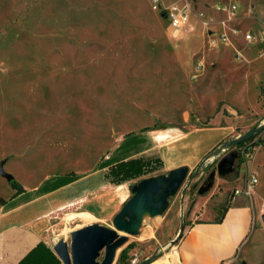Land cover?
I'll list each match as a JSON object with an SVG mask.
<instances>
[{"label":"rangeland","instance_id":"374dc122","mask_svg":"<svg viewBox=\"0 0 264 264\" xmlns=\"http://www.w3.org/2000/svg\"><path fill=\"white\" fill-rule=\"evenodd\" d=\"M153 1L0 0V163L22 189L70 174L83 180L63 191L68 203L48 217L57 242L70 241L73 218L75 229H115L138 179L125 183L124 200H110L115 185L103 182L99 164L127 136L145 138L146 150L134 157L163 160L151 177L189 168L162 215H147L138 235L119 232L127 242L113 264H179L197 199L214 208L225 186L232 197L237 169L241 182L254 174L264 183V131L244 147L231 145L264 125V0H243L230 32L224 15L198 0L180 34ZM222 33L228 41L211 45L210 35ZM233 150L240 155L227 184L217 167ZM262 193L254 230L264 253ZM13 194L0 176V204ZM262 252L251 250V264H264Z\"/></svg>","mask_w":264,"mask_h":264},{"label":"crops","instance_id":"0c3cea01","mask_svg":"<svg viewBox=\"0 0 264 264\" xmlns=\"http://www.w3.org/2000/svg\"><path fill=\"white\" fill-rule=\"evenodd\" d=\"M188 1L190 0H184L183 5ZM159 2L163 8L177 5L175 1ZM200 3L198 0L195 2L197 4L195 9ZM202 3L206 4L205 9L215 6L225 17L222 21L225 29L229 32L231 29L234 30L235 26H231L232 19H238L241 15L239 11L243 0H239L236 18H230L218 9L220 0H203ZM53 178L45 179L28 189L23 188L19 191L14 189L10 201L0 204V264H62L53 250L58 239L52 235L51 221L48 217L53 211L61 209L68 203L69 199L63 191L76 184L83 185V180L79 178L54 189L56 186L52 182ZM222 180L232 184L224 178ZM248 183V179L244 182H241L240 178L236 179L235 188L239 193L232 197L229 196L231 187L225 186L213 203L214 208L206 206L203 209L202 199L196 200L191 214L194 220L178 246L179 264L255 263L253 257V262L249 259L251 250L255 249L256 252L262 250L259 246V235L254 230L256 220L254 204L262 198L264 183L262 180L252 186L250 195L245 192ZM62 193L66 195L63 201L56 198ZM54 197L57 201H54ZM221 207H226V211L218 221L219 216H216V213ZM41 244L43 246L38 247Z\"/></svg>","mask_w":264,"mask_h":264},{"label":"water","instance_id":"95a60500","mask_svg":"<svg viewBox=\"0 0 264 264\" xmlns=\"http://www.w3.org/2000/svg\"><path fill=\"white\" fill-rule=\"evenodd\" d=\"M262 131H264V125L252 128L234 140L231 145L243 144ZM239 155L238 150H233L220 160L217 167L220 176L233 171L234 162ZM5 164V160L0 163V176L7 182H12L14 176L5 170ZM188 175L189 168L181 166L169 172L168 175L152 176L135 183L131 187L132 197L124 203L120 212L113 218L115 229L97 224L75 229L80 224V219L69 220V226L73 229L70 233V241L61 239L56 242L54 252L62 264H113L118 248L127 242V237L119 235V232L138 235L144 217L149 215L155 218L162 215L168 207L169 199L177 194ZM208 190H202L201 193ZM262 221L264 224V215ZM175 242L176 240L173 241ZM102 252L104 256L99 262Z\"/></svg>","mask_w":264,"mask_h":264},{"label":"trees","instance_id":"16d2710c","mask_svg":"<svg viewBox=\"0 0 264 264\" xmlns=\"http://www.w3.org/2000/svg\"><path fill=\"white\" fill-rule=\"evenodd\" d=\"M144 143L145 138L143 136H127L126 140L113 152V154L99 164V175L102 176L103 182L115 186H120L137 179L139 182L144 178L151 177L153 173L163 169L164 162L158 156L133 157L145 149ZM246 144V142L240 144L239 147H244ZM121 153H123L124 156ZM229 174L222 175L221 177L226 178ZM238 176L239 174L237 169L234 178L237 179ZM90 177L92 179L95 178L94 175ZM78 179L79 177L75 174H70L54 177L52 182L54 183V186H56L54 189H56L70 184ZM133 185H131V187ZM11 187L17 191L22 189L20 184L14 181L11 182ZM225 211L226 207L224 209V212ZM220 217H218V221H220ZM40 246L43 245L41 244L38 247Z\"/></svg>","mask_w":264,"mask_h":264},{"label":"built area","instance_id":"2783aa9c","mask_svg":"<svg viewBox=\"0 0 264 264\" xmlns=\"http://www.w3.org/2000/svg\"><path fill=\"white\" fill-rule=\"evenodd\" d=\"M196 1L197 0H190L182 6L171 5L167 8H163L161 7L159 0H154L153 8L162 13L175 34H180L182 30L187 26L190 18L194 16L193 10L195 8ZM218 9L226 13L230 18H236L239 11V0H220ZM200 17L204 18V13H200ZM261 35L264 37V30L262 31ZM244 38L246 41L252 40V36L249 34H245ZM227 41L228 35L226 33L210 35L211 45H217L225 43ZM248 180L249 183L246 187L245 192L250 195L252 186L257 184L259 180L254 174H250ZM235 193L238 194L239 190H237Z\"/></svg>","mask_w":264,"mask_h":264},{"label":"bare ground","instance_id":"6f19581e","mask_svg":"<svg viewBox=\"0 0 264 264\" xmlns=\"http://www.w3.org/2000/svg\"><path fill=\"white\" fill-rule=\"evenodd\" d=\"M113 189V188H112ZM125 191H126V186L125 184L120 185V186H115L114 191L112 192V197H110V200H114V199H123L125 196ZM109 200V201H110ZM124 200V199H123ZM115 201V200H114ZM108 203V200H107ZM145 218V217H144ZM121 248V247H120ZM119 249V248H118ZM118 251V250H117ZM174 252L177 253V251L174 250ZM117 254V252H116ZM178 254V253H177ZM116 257V256H115ZM167 259V258H166ZM156 264V263H154Z\"/></svg>","mask_w":264,"mask_h":264},{"label":"flooded vegetation","instance_id":"af4514ba","mask_svg":"<svg viewBox=\"0 0 264 264\" xmlns=\"http://www.w3.org/2000/svg\"><path fill=\"white\" fill-rule=\"evenodd\" d=\"M232 172H233V171H232ZM232 172H231V173H232Z\"/></svg>","mask_w":264,"mask_h":264}]
</instances>
